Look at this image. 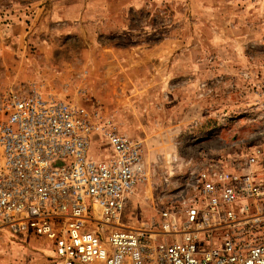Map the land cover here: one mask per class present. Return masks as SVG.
Wrapping results in <instances>:
<instances>
[{"label":"rangeland","instance_id":"1","mask_svg":"<svg viewBox=\"0 0 264 264\" xmlns=\"http://www.w3.org/2000/svg\"><path fill=\"white\" fill-rule=\"evenodd\" d=\"M20 89L141 144L146 179L123 219L135 225L264 142V0H0V96ZM51 255L42 238L0 240V264Z\"/></svg>","mask_w":264,"mask_h":264},{"label":"built area","instance_id":"2","mask_svg":"<svg viewBox=\"0 0 264 264\" xmlns=\"http://www.w3.org/2000/svg\"><path fill=\"white\" fill-rule=\"evenodd\" d=\"M145 179L141 144L100 114L36 89L0 96V240L45 239L49 264H264V142L126 225Z\"/></svg>","mask_w":264,"mask_h":264}]
</instances>
